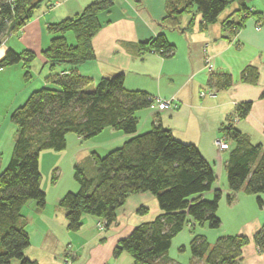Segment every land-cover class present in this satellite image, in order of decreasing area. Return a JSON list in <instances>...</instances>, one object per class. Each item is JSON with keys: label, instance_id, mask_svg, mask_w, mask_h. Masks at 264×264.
Masks as SVG:
<instances>
[{"label": "trees", "instance_id": "trees-1", "mask_svg": "<svg viewBox=\"0 0 264 264\" xmlns=\"http://www.w3.org/2000/svg\"><path fill=\"white\" fill-rule=\"evenodd\" d=\"M42 1L0 0V45L7 36L22 29ZM246 1L166 0L162 22L169 28H178L182 16L195 8L201 16L200 26L206 27L215 23L226 8L235 5L222 20L224 28L235 32L252 16L261 25L262 14L252 12ZM111 6L112 0H96L78 15L47 25L51 38L42 55L50 68L59 63L76 66L94 58L92 37L100 28L98 17ZM68 31L74 35V44L66 41ZM136 50L139 54L154 51L168 57L174 54L175 47L160 33L139 42ZM34 57L30 50L6 49L0 57V69L21 62L28 78ZM259 76V66L247 64L241 69L238 82L256 84ZM48 81L50 86L31 92L10 115L16 130L8 163L0 172V264H11L13 259L18 264H37L24 254L29 237L21 211L30 201L35 202L38 210L46 204L41 189L40 152L64 149L68 133L85 140L106 127L131 136L104 156L92 152L89 158L93 174L88 175L81 166L74 165L73 178L78 190L66 192L58 201L66 210L67 230L78 231L83 215L98 218L106 230L116 222L117 210L128 197L147 192L156 199L160 212L120 239L113 249L114 257L126 252L133 264H181L168 257L167 251L173 237L189 226L190 264H240L249 237L221 235L211 243L205 235L194 233L195 226L217 229L221 225L217 209L222 191L213 188V168L197 146L175 138L157 117L147 132L136 134V112L148 108L154 97L143 90L126 89L122 72L101 77L95 84L91 77L75 70L52 74ZM235 83L228 72L209 71L207 84L215 92ZM90 85L93 88L89 89ZM251 105L250 101L237 103L219 128L228 144L224 163L229 191L226 198L231 203L242 191L256 195L258 205L262 206L264 149L252 143L233 123L235 118H245ZM208 193L213 194L211 200L205 197ZM136 211L143 215L148 210L140 206ZM251 240L258 251L264 249V223Z\"/></svg>", "mask_w": 264, "mask_h": 264}, {"label": "crops", "instance_id": "crops-1", "mask_svg": "<svg viewBox=\"0 0 264 264\" xmlns=\"http://www.w3.org/2000/svg\"><path fill=\"white\" fill-rule=\"evenodd\" d=\"M94 1L43 0L22 29L3 41L0 57L6 49L15 52L30 50L35 57L29 71H37L39 66L44 68L48 63L42 51L47 48L51 38L47 25L78 15ZM165 1L112 0V6L98 17L100 28L92 37L94 58L76 66L62 64L53 68L49 66V69H57V73L75 70L91 77L94 84L101 77L122 72L126 89L143 90L154 98L173 99L174 106L171 108L137 111V125L142 123L143 127L151 126L157 117L175 138L196 145L213 168L216 176L213 188L229 192L228 186L221 184L226 177L224 163L228 151H218L214 141L221 136L219 128L232 114L237 103L250 101L252 105L245 118L233 120L234 126L248 136L252 143L260 144L264 149V98H261L264 89V0L246 1L252 12L262 14V24L258 25L252 16L235 32L222 26V20L231 14L235 5L226 8L215 23L206 27L200 26L201 16L192 8L190 13L182 16L178 28L172 29L162 22ZM160 33L174 45L172 56H162L154 51L144 54L137 52L139 42ZM12 38H15L14 41ZM65 38L69 44L75 43L73 33L66 32ZM205 58H208L207 65ZM35 60L38 63H34ZM17 64L21 67L16 72L25 70L21 62ZM247 64L259 66L260 76L256 84L238 82L239 73ZM209 71L228 72L236 83L213 95L201 96L202 92L209 90ZM49 76L50 71L40 80V87L51 85ZM29 95H24V102ZM107 132L114 138L107 149L120 146L131 136L110 129ZM41 165L40 158L41 189L45 192L46 204L42 210H38L35 202L30 201L21 211L22 223L29 237L25 256L37 264H133L128 253L122 252L114 257L113 249L136 225L152 220L160 212L154 196L145 192L128 197L117 210L116 222L106 230L96 228L98 218L83 215L81 228L72 232L66 228V210L58 205V201L66 192H76L78 184L71 179L61 185L58 182V185H46ZM241 194L239 192L236 195L233 206L230 205L229 211L225 213L227 218L221 219L220 226L226 227L210 233L204 225L202 233L211 243L221 235H246L250 242L242 250L240 264H264V249L258 251L251 240L253 233L264 223V192L261 194L262 206L257 210L250 197L242 199ZM250 203L251 210L244 211L245 205ZM140 206L147 208L146 214L137 213ZM251 212V215L241 218V215ZM191 261V257H188L187 264ZM11 264H18V261H12Z\"/></svg>", "mask_w": 264, "mask_h": 264}, {"label": "rangeland", "instance_id": "rangeland-1", "mask_svg": "<svg viewBox=\"0 0 264 264\" xmlns=\"http://www.w3.org/2000/svg\"><path fill=\"white\" fill-rule=\"evenodd\" d=\"M67 33L72 35V32L70 31H68ZM11 35L12 34H10L9 37ZM9 37L7 36L6 38L8 39ZM14 39L15 38H12V41H14ZM1 55H3V53ZM36 62L37 60H35L34 63ZM62 64L63 63H59L56 65V67H59ZM19 67H21L20 64H14L8 66L7 68H5V70H3L4 68L0 70L1 71L0 72V172L5 168V166L8 163L13 147V140L15 137L16 128L10 120L11 113L15 108L23 104L24 102L23 99L27 94L29 95L33 90L35 91L40 88L41 86L39 83L40 80H42L44 76H46V74L48 75L49 71H50V75L57 73V69L50 70L49 65L46 64L44 68L39 66L37 71H29L30 76L28 78H25L24 70H22V72H20V70L19 72H16V70L18 71ZM93 86L94 85H90L88 86V88L91 89L93 88ZM144 109L153 111L149 107ZM150 128H151L150 125L148 127H143L142 123H139L137 125V129L139 133L137 134L145 133ZM109 129L110 131H114L115 133H122L111 127H106L95 136L85 140L79 138L74 133H68L66 135V147L64 149L59 151H55L51 149L41 151L39 154V159L41 158V164H42L41 168H42V174H44L43 177L44 183L46 185L48 184L51 185L53 183L58 182V184L61 185L65 183L67 180L70 181L71 179H74L73 171L75 164L81 166L88 175L93 174L94 166L90 161L89 158L90 154L92 152H96L98 153V155L104 156L105 154H107V152L118 146L116 145L111 149H107L108 146L114 141L113 135L107 132L109 131ZM52 175L54 176V178H52ZM224 183L227 186L226 177L224 178V181H222L221 184H223L224 186ZM58 184L56 183V185ZM219 189L222 191V196L220 198V200L222 201L220 205V200H219L217 216L220 218V220L223 218L225 220L227 218V215H225V213L229 211L228 209H230V205H232L233 204L232 202L234 201L228 203L226 198L228 192L224 191L222 188ZM205 197L207 198V200H211L213 198V194H207L205 195ZM240 197H243L242 199H245V197H250L252 203L255 204L256 206V207L254 206L255 209L256 210L259 209L260 206L257 203L256 195H249L242 192ZM245 203H247V200H245ZM251 205H252L251 203L245 205V208H243L244 211L251 210L250 209ZM235 210L238 209L235 208ZM251 214L252 212L247 214L245 213L241 215V218H243L244 215H251ZM205 227L208 229V231H210V233H216V231L218 230L221 231L223 227L226 226L225 225L220 226L217 229H210L208 228L207 225H205ZM202 232H203L202 226H195L194 233L205 235ZM190 239H191L190 227L185 226L176 236L173 237L171 245L167 251L168 257L173 258L175 261L181 264H187V258L190 257V252H189ZM181 247H184V249L181 250L180 249ZM12 261H17V260L13 259Z\"/></svg>", "mask_w": 264, "mask_h": 264}, {"label": "built area", "instance_id": "built-area-1", "mask_svg": "<svg viewBox=\"0 0 264 264\" xmlns=\"http://www.w3.org/2000/svg\"><path fill=\"white\" fill-rule=\"evenodd\" d=\"M207 62H208V58H205L206 65H207ZM214 93H215V91L213 89L209 88L208 91L202 92L200 95L201 96H204L205 94L213 95ZM173 106H174L173 105V99L153 98V100L151 101V103L149 105V108L162 110V109H166V108H171ZM214 145L216 146L218 151H224L228 148V144H227V142L223 136H219L218 138H216L214 141ZM96 228L98 230H103V224L100 221H98L96 223Z\"/></svg>", "mask_w": 264, "mask_h": 264}]
</instances>
